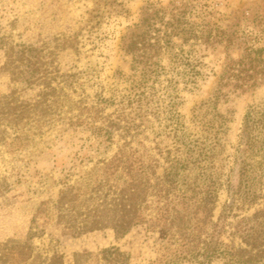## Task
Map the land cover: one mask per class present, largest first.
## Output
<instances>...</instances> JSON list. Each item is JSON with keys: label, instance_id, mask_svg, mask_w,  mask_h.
<instances>
[{"label": "rangeland", "instance_id": "rangeland-1", "mask_svg": "<svg viewBox=\"0 0 264 264\" xmlns=\"http://www.w3.org/2000/svg\"><path fill=\"white\" fill-rule=\"evenodd\" d=\"M175 20L186 25L151 60L164 71L148 81V98H136L142 66L126 45L134 35L169 33L162 24ZM194 33L210 39L183 43ZM7 46L55 47L58 74L73 78L67 98L16 126L0 123V264H105L100 252L112 247L128 264H171V253L160 260L162 234L144 224L84 231L80 222L112 198L106 184H121L122 166L132 175L143 168L152 183L162 177L180 132L213 144L206 165L218 183L213 222L237 191L222 242L263 208L260 133L244 153L239 138L247 110L264 105V0H0V101L30 104L40 89L4 70ZM176 50L193 52L194 83L171 72Z\"/></svg>", "mask_w": 264, "mask_h": 264}, {"label": "trees", "instance_id": "trees-1", "mask_svg": "<svg viewBox=\"0 0 264 264\" xmlns=\"http://www.w3.org/2000/svg\"><path fill=\"white\" fill-rule=\"evenodd\" d=\"M183 24L178 20L164 23L163 28L169 33L160 35V31L156 30L158 34L149 37L143 34L134 35L126 45L125 50L132 56L134 63L142 66L141 83L138 85L142 91L136 98H148L147 91H153L147 83L152 76L156 80L160 70L164 71V68L151 60L159 55L164 46H168L170 33H174ZM209 39V36L194 33L183 39V43L191 42L192 46H197L207 43ZM54 49L55 47L37 49L28 46L5 48L4 70L10 74L12 80H21L29 86H36L40 93L36 97L38 100L30 104L9 99L0 101V123L9 125L14 121H21L24 115H31L35 110L41 112L52 104H57L60 98L68 97L67 88L72 87L73 77L58 74ZM169 62L171 72H176L177 77L188 83H194L195 77L200 75L193 52L176 50L170 55ZM228 70L232 71V67ZM261 70V73H264V67ZM243 71L242 68L236 72L242 74ZM254 132L260 133V155L264 162V105L249 108L243 117L239 138L242 146L244 145L241 153L245 152L246 146L253 144L250 137ZM180 134H175V143L178 145L176 154L168 160V167L162 177L155 178L152 183L143 168L139 169L137 175H132L130 168L122 166L124 179L121 184L118 187L106 184L108 191L112 187V191H109L112 198L104 201L100 210L90 211L88 220L80 222L81 227L84 229V225L88 224L84 231L100 227L117 231L144 224L162 234L164 244L161 247L163 253L160 260L163 257L166 259L171 253L166 263L176 264L186 260L202 264L201 260L208 262L214 257H220L226 264H263L264 206L260 212L242 218L235 224L230 243L222 242V232L227 216L233 208V198L237 191L231 190L232 202L213 222L218 183L212 175L209 178L206 176V165L212 158L213 144L208 138L186 140L184 133ZM263 162L261 165H264ZM243 173L242 170V176ZM149 197L154 201L153 209H150L151 205L148 204ZM61 198L64 199L65 196ZM73 224L72 220L70 227H73ZM74 232L76 233V230ZM235 240L238 241L237 244ZM171 247L174 248L168 252ZM100 259L105 264H128V257L113 247L101 251Z\"/></svg>", "mask_w": 264, "mask_h": 264}]
</instances>
